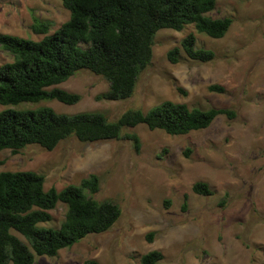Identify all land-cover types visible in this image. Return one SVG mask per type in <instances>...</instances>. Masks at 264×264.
Instances as JSON below:
<instances>
[{
	"label": "rangeland",
	"instance_id": "374dc122",
	"mask_svg": "<svg viewBox=\"0 0 264 264\" xmlns=\"http://www.w3.org/2000/svg\"><path fill=\"white\" fill-rule=\"evenodd\" d=\"M208 15L231 16L233 23L221 38L199 33L193 24L160 29L152 62L127 100H98L109 82L80 71L55 85L80 93L79 102L16 106H50L67 114L98 110L110 119L128 107L148 110L164 100L236 112L234 118L219 115L209 127L187 134L145 124L126 128L138 135V148L127 138L82 142L70 136L52 150L30 144L18 152L0 151V172L34 171L44 176L45 189L60 190L97 174L100 189L93 196L122 209L109 230L90 234L55 256L36 255L34 264H84L88 259L142 264L141 256L153 250L163 254L156 264H264V0H217ZM69 16L62 0H0L2 33L39 40L45 34L35 32L36 18L49 23L51 34ZM190 32L198 47L215 51L214 59L201 62L184 51L180 61L168 59V50ZM11 60L13 55L0 47V65ZM211 85L224 90H211ZM7 107L0 104V111ZM197 181L207 182L212 194L194 192ZM51 213L52 220L43 225L57 228L66 205L58 202Z\"/></svg>",
	"mask_w": 264,
	"mask_h": 264
},
{
	"label": "trees",
	"instance_id": "16d2710c",
	"mask_svg": "<svg viewBox=\"0 0 264 264\" xmlns=\"http://www.w3.org/2000/svg\"><path fill=\"white\" fill-rule=\"evenodd\" d=\"M69 19L53 33L49 23L36 18L34 30L45 34L34 40L0 32V47L13 60L0 65V151L18 152L30 144L54 149L61 140L75 136L82 142L131 139L136 148L140 139L126 128L145 124L169 134H187L209 127L219 115L234 118L229 107L190 106L164 100L144 110L132 106L116 119L102 111L59 113L50 106L18 108L23 103L58 100L75 104L82 95L55 85L80 71L103 76L109 87L98 100L119 101L133 96L138 80L153 59L156 33L163 28L181 30L193 24L199 33L223 37L230 29L231 16L212 17L217 0H62ZM182 51L191 59L207 62L215 58L213 49L198 47L196 35L188 33L180 46L170 48L167 57L180 61ZM211 90L223 91L220 85ZM178 90L184 91L181 87ZM97 174L79 184L58 190L45 189V178L31 170L0 172V264H34L36 255L55 256L90 234L109 230L121 217L120 205L110 199L98 200ZM196 193L213 190L204 181L193 185ZM58 202L66 205L65 218L55 228L51 210ZM25 238V241L16 233ZM152 238V234L149 235ZM163 257L159 250L141 256L142 264H156ZM84 264H99L88 259Z\"/></svg>",
	"mask_w": 264,
	"mask_h": 264
}]
</instances>
